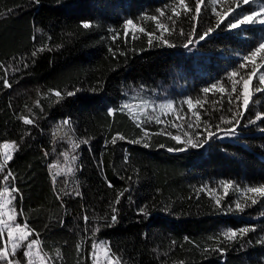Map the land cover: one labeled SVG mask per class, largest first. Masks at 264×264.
<instances>
[{
    "label": "trees",
    "instance_id": "trees-1",
    "mask_svg": "<svg viewBox=\"0 0 264 264\" xmlns=\"http://www.w3.org/2000/svg\"><path fill=\"white\" fill-rule=\"evenodd\" d=\"M195 2L185 0L193 9L185 13L179 0H0V145L7 144L12 157L0 171V189H7L11 223L31 229L29 238L38 240V259L24 257L22 245L12 256L0 225L8 259L90 264L93 244L102 243L114 264H264V197L241 193L264 186V52L256 65L244 60L264 42V25L225 26L258 11L264 0H204L198 16ZM41 11L61 25L63 55L46 71L38 67L51 37L33 26ZM128 20L133 26L126 27ZM85 22L91 27L83 28ZM209 28L214 31L196 43ZM188 34L194 41L186 48ZM142 63L150 65L149 85L122 90L117 77ZM254 66L248 107L241 97L237 109L235 94L228 103L232 80L247 78ZM233 71L239 75L231 77ZM213 83L226 91L204 93ZM236 87L242 90V81ZM128 98L173 107L146 108L136 121L122 109ZM188 99L193 107L184 114L179 104ZM72 109L90 116L102 135L96 167L77 171L78 191L99 215L84 221V236L63 224L66 211L79 210L81 201L57 199L66 180L53 169L72 153L69 141L52 137ZM234 115L235 131L228 134L233 124L221 117ZM209 131L215 135L204 143ZM230 230L237 235L226 239Z\"/></svg>",
    "mask_w": 264,
    "mask_h": 264
},
{
    "label": "rangeland",
    "instance_id": "rangeland-1",
    "mask_svg": "<svg viewBox=\"0 0 264 264\" xmlns=\"http://www.w3.org/2000/svg\"><path fill=\"white\" fill-rule=\"evenodd\" d=\"M264 16V13H261ZM261 17L257 18L260 19ZM33 26L38 28L47 29L49 31L51 42L48 49L41 56V62L39 64L38 70L46 71L52 65L54 61H57L63 55V52L58 48L57 37L61 29L59 20L54 15L41 11L36 13L33 19ZM150 65L142 63L130 68L127 72L121 74L116 79V84L124 91L128 89H135L137 87H144L149 85V79L147 77L146 71ZM126 106V107H125ZM181 111L186 114L190 109L188 104H179ZM148 108L150 110H155L157 113L161 112V108L157 106L154 107L153 103L145 102L144 104L139 101L128 98L127 101L123 102L122 109L128 115H131L134 120L140 121L142 119V114L144 110ZM69 121V124H64V121ZM61 122L60 126L53 131V140L64 139L69 141L72 145V153L67 155L64 159V163L61 166L54 167V172L56 176H62L66 180V191L60 194V201L67 197L79 198L81 201L80 209L77 211L67 210L64 218L63 224L70 228L74 234L77 236H84V221L85 216L87 219L97 218L99 215L95 209L88 203L83 194L78 191L76 178L77 171L83 166L94 168L96 167L100 158V147L102 143V135L100 129L97 127L94 120L82 112H78L72 109L69 116ZM86 141V143H85ZM9 155L8 148L4 145H0V163H3L4 156ZM75 157V159H73ZM223 189L224 184L221 185ZM230 189V187L228 188ZM79 193L77 195L76 193ZM246 193V190L241 192ZM7 193L0 189V212L1 217L5 220V224L2 225V230L7 233V240L10 242V248L13 249V243H16L18 248L20 245L27 250V244L33 239L29 238V232L27 229L20 227L19 231H14L9 237V231L7 226L14 227L15 225L11 223L9 217V210L7 209ZM5 216V218L3 217ZM24 234H27L26 238ZM21 246V247H22ZM31 253L34 257L37 256L36 244L33 245ZM31 257V255L29 256ZM38 259V257H36ZM38 264H47L44 261H40ZM90 264H114L111 258L108 256V251L102 243H98L95 248H93L90 254Z\"/></svg>",
    "mask_w": 264,
    "mask_h": 264
},
{
    "label": "snow or ice",
    "instance_id": "snow-or-ice-1",
    "mask_svg": "<svg viewBox=\"0 0 264 264\" xmlns=\"http://www.w3.org/2000/svg\"><path fill=\"white\" fill-rule=\"evenodd\" d=\"M204 3V0H196L195 2V5H194V11L195 13L197 14V16L200 14L201 12V4ZM243 3L247 4L248 3V0H243ZM179 5L183 8L184 12L185 13H188V12H191L193 11V9L191 7H189L188 4L185 3V0H179ZM228 11H231V9H229ZM261 13H264V6H262L258 11H251L250 14H247V15H243L242 17H239V18H234V19H230L228 21V24L225 25L226 27H230L231 29H238L240 27V25H250V24H253L254 22L255 23H258L260 25H264V17L261 16ZM164 13L161 12V15H163ZM174 15H178V13H173ZM227 12L224 13V16H227ZM257 17H261L260 19H256ZM170 18V17H169ZM152 19H156V17H152ZM192 19H196V17H193ZM223 22V16L221 17V21L217 23L216 27L219 28L220 27V23ZM83 28L87 29V28H90L91 25L90 23H83L82 24ZM133 26V21L132 20H128L126 21V27H131ZM160 28L164 29L165 31H168L169 29L165 28L163 24H160L159 25ZM194 31L196 30L195 27L193 29ZM141 31H143V29H141ZM212 31H214V29L212 28H209L207 30H205L202 34H199L198 33V38L195 40L196 43H199V41H202L205 39L206 36L209 35V33H211ZM181 35H184L183 31L181 30L180 32ZM194 41V38L191 34H188V38H187V43H185L184 47H188L190 44H192ZM151 42V41H149ZM165 43H168L167 41H165ZM168 46H172L171 44H169ZM261 52H264V42H261L259 43V45L257 47H255L253 50H251L249 52L248 55H246L244 57V60L245 61H248V62H251L253 65H256V61H257V57H258V54L261 53ZM33 56L36 55L35 52H33L32 54ZM240 68H245V64L244 63H241L240 64ZM257 67H253L251 72L247 75V78H245L244 76H241L240 77V80H232V86H231V91L229 92L228 94V103L231 104L233 103V94H235V101H236V105H237V109L240 108V99L241 97H243V107L244 108H247L248 107V104H249V96H250V92H249V87L252 83V80H253V77L256 76L257 74ZM237 75H239L238 72L236 71H233L231 73V77H236ZM242 81V90H238L237 89V84H240ZM259 84L261 85H264V73H261L260 76H259ZM4 86L5 87H8V83L7 81L4 82ZM212 90H217L221 93H224L226 91L225 88L223 87H218L217 84L213 83L210 87H205L203 89V92L204 93H208ZM257 91H260L259 88H257ZM57 96L60 95L59 92H56L55 93ZM67 95L69 97L75 95L74 92H68ZM186 103L188 104V107L189 109H191L193 107V101L191 99H188L186 101ZM126 107V106H125ZM161 108H172L173 105L172 104H167V105H161L160 106ZM227 111H232L231 108H228L226 109ZM109 114L111 115L112 112L110 110ZM193 115L196 116V119L199 120L200 119V116L196 113H193ZM179 118V117H178ZM235 119V115L233 116L232 119H226L224 117H221V121L222 123H225V124H233V120ZM257 119H260L259 116H257ZM23 122L25 124H31L33 123L32 120L30 119H27V118H24L23 119ZM64 124H69V121L65 120L64 121ZM188 127H193V125L189 124ZM219 127V126H217ZM228 134H231L235 131V124H233V126L229 129H226L225 130ZM215 133L209 131L207 132V135L205 137V140H204V143H207L208 142V139L211 138L212 136H214ZM174 140H176L177 142H181V139L179 136H173L172 137ZM121 139H123V137H121ZM113 143H115V138H113ZM86 143V141H85ZM189 144H191L193 147H196L197 145L195 143L192 142V140L190 139L188 141ZM5 148L8 147L7 144L4 145ZM145 147H147V145H145ZM169 151H173L174 149L172 148H169L168 149ZM178 151H184L185 149L183 148H180V149H177ZM12 159L11 155H5L4 156V161L3 163H0V171H3L5 165L7 164V162ZM73 159H75V157H73ZM12 173L9 172L7 176H4L3 179L7 180L8 179V176H11ZM224 188L225 190H227L231 184L230 183H224ZM109 186H111V184H109ZM5 191H7V189H5ZM13 191H16V189H13ZM248 193H255L261 197H264V186H260V187H249L247 188L246 190ZM77 195H79V193L77 192L76 193ZM121 196H123V193H120ZM60 196L59 194L57 193V199H59ZM256 201L253 200V203H255ZM116 203H119V200L117 199ZM237 208L240 207L239 204L236 205ZM116 212V209L113 208V213ZM0 215H2V213H0ZM10 219H12V217H10ZM85 220H87V217L85 216L84 218ZM117 220V217L115 214H113L111 216V221L112 222H115ZM5 222L4 220L0 219V225H4ZM6 227H8V231H9V237H11L12 233L14 231H19L20 230V225L17 224L15 225L14 227L12 226H7L5 225ZM25 227H27V225H25ZM32 230L29 229V233L31 232ZM249 231L248 228H242L240 229V232L241 233H247ZM224 237L226 239H231V238H234L236 235H237V232L234 231V230H230L228 232H225L223 233ZM27 234H24V237L23 238H26ZM38 243V240L36 239H33L32 241H30L28 244H27V250L24 251L23 253V256L24 257H29L31 255V249L33 247L34 244H37ZM18 245L16 243H13L12 247H13V252L11 253L12 256H15V249ZM95 243L93 244V248H95ZM78 250H79V245L77 246ZM218 251H223L222 249H218ZM8 256H9V253L6 251V249H0V261H7V264H20V262L18 260H11V259H8ZM28 264H32V261L29 260L28 261ZM117 264H119V261H117Z\"/></svg>",
    "mask_w": 264,
    "mask_h": 264
},
{
    "label": "built area",
    "instance_id": "built-area-1",
    "mask_svg": "<svg viewBox=\"0 0 264 264\" xmlns=\"http://www.w3.org/2000/svg\"><path fill=\"white\" fill-rule=\"evenodd\" d=\"M5 218V216H3Z\"/></svg>",
    "mask_w": 264,
    "mask_h": 264
}]
</instances>
